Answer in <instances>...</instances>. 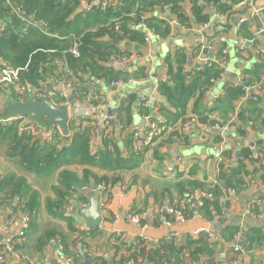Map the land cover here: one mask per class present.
<instances>
[{
    "label": "crops",
    "instance_id": "1",
    "mask_svg": "<svg viewBox=\"0 0 264 264\" xmlns=\"http://www.w3.org/2000/svg\"><path fill=\"white\" fill-rule=\"evenodd\" d=\"M101 1L84 0V3L80 4L79 11L87 10L90 6H98ZM242 1L218 0L217 7H213L212 3L205 4L200 1L201 14L207 18L204 22H195L190 13L191 5L184 3L183 10L189 13L188 22L180 23L170 17V22L173 24L168 37L163 39L161 37V40L155 41L149 35L151 40L149 44L144 42L139 46L125 44L124 50H129L127 55L131 58V63L126 65L125 69H119L112 62L110 64L113 68L121 70V75L145 69L147 73L145 80H127L113 88L110 84L107 86L105 83L96 82L101 88L102 98L105 97L111 102L109 111H117L118 105L125 102L129 96L135 97V107L141 103V98L146 97L152 100L149 104L151 108L156 106L153 110L156 116L153 117L154 121L163 122L164 120L156 113L157 106L173 110L157 94L159 83L165 82L169 77L167 61L171 60L173 65L174 53L185 52L188 56L184 66L185 72L196 73L191 69L199 67L203 60H209L213 53L218 54L221 49H225L226 61L222 66L223 69L219 68L221 69L219 76L203 88L202 96H194L187 104L185 117H192L195 109L202 117L204 114L206 120L185 130L180 127L179 133L183 134V139H176L174 136L173 139L166 140L160 145L159 142L153 143L144 151L143 162L137 168L115 173L97 166L89 167L72 162L55 171L35 175L16 164L9 163L0 155V174H13L25 178L31 190L36 192L39 205L36 230L22 239H16L21 230L22 215L15 214L9 225L3 229L9 211L6 208L0 211V241L14 238V242L17 243L15 254L4 253L0 264H72L71 258L65 256V250L59 240H50L41 249L36 248L39 236L50 230L62 236L68 252L71 251L72 254L78 252L83 258V263L85 256H89L91 260L102 258L110 264L114 257L115 240L112 238L114 231L121 234V241L131 244L136 240H142L149 247H156L161 241H172L177 246L183 245L186 238L198 237L192 236V233L198 229L207 230L210 242H214L221 230L228 227L238 230L232 244L234 247L240 246L242 251H235L234 248L228 251V245L223 244L213 249L211 257H201L197 263H191L187 259V264H264V242L255 245L251 250L240 244L244 232L245 238L248 232L254 230H260L264 236L263 181L256 182L246 178L243 186L222 190L223 195L217 208L211 206L213 212L210 219L200 214V207H192L186 202L188 196H181L176 189L177 182L180 181L175 177L177 172L182 175V180L202 184L215 183L223 153L229 155L226 161L228 166L234 167L242 157V153L247 150L255 157L258 155L264 163V93L259 95L257 103L248 102L239 108L237 102L224 99L225 91L228 88L238 89L240 82L246 77L245 71L253 68L260 57L264 58V55L257 56V53L264 54V36L259 33L264 28V10L257 16H251L253 11L264 7V0H252L250 4L240 6L239 3ZM155 16H159V11ZM241 19L245 20V23H250L252 32L258 38L256 45H251L238 37L241 26H238V22ZM203 24H206V28L201 30L199 26ZM201 39L204 44L213 43V52L195 48L196 43ZM261 84L264 87V75ZM71 93L74 96V93ZM136 111L135 108L131 109L132 122L128 125L130 133L135 127L144 125L142 116ZM241 111H243V120L239 121L237 116ZM211 122L230 123V132L221 135L211 128L214 124L210 125ZM112 123L114 137L112 140L118 157L126 158L127 139L121 134V127L116 119L112 120ZM240 124L245 131L244 136L236 132V127ZM96 127L98 128L95 129L90 147L93 154L103 150L105 142L101 128ZM167 168H171L173 172L163 176ZM84 170H89L98 177L118 175L121 181L97 193H93L90 189L85 191L89 202L84 204L88 207L91 197H100L102 222L99 227L94 228L91 236L88 232L83 241L84 245L78 244L73 247L72 241L77 237V233L69 229L67 219L73 216L75 228L82 232L84 227L88 228L86 221L79 215L82 210L81 204L75 200L76 194L64 198L54 191V188L59 187L58 180L62 171H69L81 177ZM167 191H170V199L166 196ZM192 194L196 198L198 190L189 195ZM173 206L181 208L184 214H187L184 222H175L167 213V209ZM186 207L190 214L185 212ZM132 214L140 217V226L128 221L127 216ZM178 261V259L174 262L172 260L171 264H178Z\"/></svg>",
    "mask_w": 264,
    "mask_h": 264
},
{
    "label": "trees",
    "instance_id": "2",
    "mask_svg": "<svg viewBox=\"0 0 264 264\" xmlns=\"http://www.w3.org/2000/svg\"><path fill=\"white\" fill-rule=\"evenodd\" d=\"M82 1L84 0H13L14 3H19L26 13L46 23L49 35H44L32 28L25 29L10 16L3 0H0V67L7 65L23 69L22 84L29 92L39 93L41 98H49L54 106L63 101L56 95L50 94V81L56 77L63 76L65 82H70L76 101L88 106L103 102L101 88L96 82L105 83L108 86L111 82L145 80L147 77L145 69L121 75V70L110 66L114 58L129 54L128 49L119 52L115 45L116 41L122 39L126 45L139 46L144 37V30L139 27L141 23L147 29L159 34L162 39L166 38L170 34V26L167 23L170 17L177 19L180 23L188 22L189 13L183 10L184 3L191 5L190 13L195 22H204L207 19L201 14L200 1L205 4L212 3L213 7L218 5V0H118L117 6H110L105 10L100 9L98 5L79 11ZM165 5L170 7L169 14L165 17L155 16V13ZM117 18L121 19L116 28L114 20ZM73 37L79 41L77 56L69 51L74 45ZM238 37L246 41L253 39L255 45L258 43V38L252 32L248 22L240 26ZM173 57L175 59L173 65L171 60L167 61L169 79L159 83L157 89L158 96L173 109L168 110L166 107L157 106L156 113L164 120L163 122H159L154 129H147L142 137L136 139L128 131V125L132 122L131 109H137L136 112L141 116L151 114L156 117L153 112L156 106L144 107L139 103L135 107V97L129 96L116 109V122L121 127V134L127 139L125 141L128 150L126 158L118 157L112 140L114 139L112 122L99 126L105 139L104 147L98 153H91V140L95 129L98 128L91 119L79 120L76 129L73 124L70 125L71 136L68 139L59 137L50 140L33 139L28 133L19 132L15 123L4 127L0 125V155L9 163L16 164L26 172L35 175L55 171L72 162L89 167L97 166L113 173L137 168L143 162L144 151L153 143L159 142L160 145L166 140L173 139L174 136L176 139H183V134L181 135L179 130L191 118L185 117L188 102L196 95L202 96L203 88L221 73L218 63H215L200 72L188 74L184 69L187 54L176 51ZM64 63L67 69L64 68ZM244 75H246L243 80L245 84L261 83L264 75V58L260 57L253 68L246 70ZM91 81L94 82L95 87L88 84ZM4 91L6 97L18 99L10 90L4 88ZM240 94V88H228L224 99L237 102ZM192 117L196 118L193 126L202 124L206 120V116L203 114L202 117L195 109ZM237 117L239 121H242L243 111ZM82 122H84L83 125ZM213 123L215 122H211L210 125ZM236 132L244 136L242 124L236 127ZM228 158L229 155L223 153V161L218 167L216 182L212 184L182 180L183 177L178 172L175 175L180 180L177 182L176 189L181 196H188L196 190L207 191L212 195L210 199L204 200L203 207L199 210L200 214L208 219L212 218L211 206L217 208L219 204L220 197L223 195L222 190L237 189L245 184L246 178L264 182V163L258 155L255 157L249 150L244 151L234 167L226 164ZM120 181L118 175L98 177L91 171L84 170L81 177H77L74 173L62 171L58 180L59 187L54 188V191L64 198L76 194L75 200L79 204H87L89 202L85 194L87 190H82L83 187L90 188L103 184L107 189ZM167 193L166 196L170 199V191ZM38 206L37 194L31 190L25 178L13 174H0V211L6 208L13 214L20 213L27 216L29 224L25 235L36 230ZM185 212L190 214L188 207L185 208ZM185 215L187 216L186 213ZM67 221L69 229L77 233V237L72 241L73 247L83 244L88 234L75 228L73 216H70ZM94 230L88 231L90 236ZM237 233L236 228L228 227L221 230L214 242H210L208 235L202 234L196 239L186 238L183 245L177 246L172 241H161L156 247H149L142 240H136L130 244L112 236L115 245L114 257L110 264L129 262L171 264V261L174 262L175 259L179 260L178 264H187V259L191 263H197L201 257H211L213 249L219 245L227 244L228 251L233 250L232 242ZM50 240L60 241L65 250V256L71 258L72 264H85L78 252L74 254L71 251L68 252L63 237L52 230L45 231L39 236L36 248L41 249ZM263 242V233L260 230H254L248 232L240 244L251 250L255 245ZM16 244L14 243V250H16ZM90 264H108V262L102 258H92Z\"/></svg>",
    "mask_w": 264,
    "mask_h": 264
},
{
    "label": "built area",
    "instance_id": "3",
    "mask_svg": "<svg viewBox=\"0 0 264 264\" xmlns=\"http://www.w3.org/2000/svg\"><path fill=\"white\" fill-rule=\"evenodd\" d=\"M118 0H102L99 7L102 10H105L107 7H115L117 6ZM252 0H243L241 3H239L240 6L250 4ZM4 6L8 9V12L10 16L15 18L25 29L27 28H32L35 29L36 31L44 34V35H49L47 31V26L46 23L42 20H38L34 17L32 14L26 13L19 3H14L13 0H3ZM84 3V1H82ZM169 9L170 7L168 5H165L161 7L159 11V16L165 17V15L169 14ZM264 10V7L261 9H257L253 11L252 17L257 16L260 11ZM133 15V14H130ZM121 18L115 19V25L116 28L118 27V24L120 23ZM169 26L173 24V22L167 21ZM245 23V20L241 19L238 22V26L242 25ZM144 30V37H143V42L146 44H149L151 42L149 35H151L155 41L161 40V36L152 30H149L145 27L143 23L140 24V26ZM199 28L202 30L206 28V24H203L199 26ZM261 35L264 36V28L259 31ZM70 38V37H69ZM66 40L67 38H62ZM74 45L70 48V52L74 55L77 56V44L79 43L78 39L73 37ZM249 44L253 45L254 40L251 39L248 41ZM116 48L119 52H124L125 44L124 41L117 40L116 43ZM196 49L198 50H208L212 51L214 50V45L213 43L210 44H204L203 40L201 39L196 43L195 46ZM264 54L262 53H257V56H263ZM226 61V50L221 49L220 54L218 56L217 53H213L212 57L209 60H203L201 65L199 67H194L191 70L194 72H200L204 68L210 67L212 64L218 63L219 68L223 69L222 66H224ZM112 63L116 67H125L126 65H129L131 63V58L128 55H122L118 58H114L112 60ZM64 68L67 69L65 63L63 64ZM23 69H17V68H12L10 66L4 65L0 67V125L1 126H6L7 124L15 123L17 126V130L19 132H25L30 135L31 138L33 139H44V140H50L54 137H59L62 139H68L71 136V131H70V125L73 124V127L76 129L78 127V121L79 120H85V119H91L95 122L97 126H103L107 125L112 122V120L116 119L117 117V112L116 111H109L111 107V102L107 98H103V103L102 104H97L93 106H88L84 105L81 103H78L77 101L71 103L67 96L66 92H73V88L71 86L70 82H65L64 77H56L50 81V94L51 96L56 95L58 98L63 99L61 103H59L56 107H61V106H66L69 110V120H68V131L67 134H64L63 130L61 129L60 126L57 124L52 125L51 127H44L41 125H38L35 122H32L28 116H11L8 118H3L2 117V110L3 106L6 102V92L4 91V88L7 90H10L18 99L17 101L22 102V101H33V102H38L41 101L42 99H48L49 98H41L39 93L36 92H29L28 89L22 84L21 82V71ZM169 79V78H168ZM167 79V80H168ZM244 80V79H243ZM241 81L239 84V88L241 91V94L239 95L237 99V108L241 107L245 103L252 102V103H257L259 101V95L264 93V87H262L261 83H253V84H245L244 81ZM213 82V80L211 81ZM88 84L92 87H94V82H88ZM121 82H111L110 87L113 88L114 86L120 85ZM10 97V96H9ZM11 98V97H10ZM12 99V98H11ZM50 101V100H49ZM150 98L143 97L140 99L141 104L144 107H149V104L151 103ZM142 121L144 125L142 127H135L132 129V135L134 138L138 139L143 136L144 132L147 129H154L159 122L154 121V118L151 114H147L142 116ZM196 123V118L191 117L189 121L184 123L182 125V128L185 130L187 127H193V125ZM212 129L218 131L221 135L225 134L227 135L230 132L231 126L230 123H220V122H215L212 126ZM222 162L223 160L220 159ZM171 168H167L163 172V176H168L172 173ZM90 189L93 193H97L99 191H103L105 189V186L103 184L97 185L95 187H83L82 190H88ZM212 195L207 192V191H198L197 197L195 198L194 195H188L186 202H188L192 207H203V203L205 199H210ZM88 206L84 203L81 204V209H85ZM167 213L171 215L174 218L175 222H184L186 220V215L182 211L181 208L178 207H169L167 209ZM19 215H22L20 213H16ZM15 214L8 212L6 216V220L3 225V229L9 225L11 218ZM127 219L130 223L135 224L140 226L141 219L138 215H128ZM117 220L114 221L116 223ZM28 224H29V218L25 215H22V225H21V230L19 234L16 236V239H22L25 236V232L28 229ZM84 232L88 234L89 229L84 227ZM202 234L209 235L207 230L205 229H198L195 230L192 233V236H200ZM113 237L116 239L121 238V234L118 231L113 232ZM219 236V234L217 235ZM14 238H8L4 241H0V262L3 261V254L8 253V254H15L14 250ZM235 251H242V248L238 245L234 247Z\"/></svg>",
    "mask_w": 264,
    "mask_h": 264
},
{
    "label": "water",
    "instance_id": "4",
    "mask_svg": "<svg viewBox=\"0 0 264 264\" xmlns=\"http://www.w3.org/2000/svg\"><path fill=\"white\" fill-rule=\"evenodd\" d=\"M118 68L125 69V67ZM66 96L71 103L76 101L71 92L67 91ZM17 115L28 116L32 122L48 128L57 124L61 127L64 134H67L69 120L68 108L66 106L56 107L48 99H42L38 102L29 100L19 102L8 97L3 106L2 117L8 118ZM79 215L86 221V225L89 229L99 227L102 222L100 197H91L89 207L82 209L79 212ZM244 238L245 232L241 235V239L244 240ZM90 261L91 258L89 256H85L86 264H90Z\"/></svg>",
    "mask_w": 264,
    "mask_h": 264
}]
</instances>
